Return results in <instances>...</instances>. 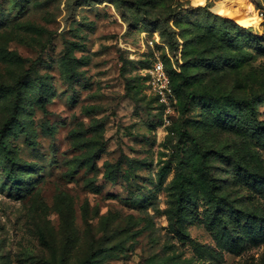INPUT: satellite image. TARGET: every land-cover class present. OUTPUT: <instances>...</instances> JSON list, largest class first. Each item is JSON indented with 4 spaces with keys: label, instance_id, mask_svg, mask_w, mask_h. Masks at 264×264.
<instances>
[{
    "label": "rangeland",
    "instance_id": "1",
    "mask_svg": "<svg viewBox=\"0 0 264 264\" xmlns=\"http://www.w3.org/2000/svg\"><path fill=\"white\" fill-rule=\"evenodd\" d=\"M263 124L264 0H0V264H264Z\"/></svg>",
    "mask_w": 264,
    "mask_h": 264
},
{
    "label": "trees",
    "instance_id": "2",
    "mask_svg": "<svg viewBox=\"0 0 264 264\" xmlns=\"http://www.w3.org/2000/svg\"><path fill=\"white\" fill-rule=\"evenodd\" d=\"M215 15L218 16V17L222 16V15H219V14H215ZM213 97L218 98V99L231 100V101H234L236 103L250 104V100L249 99L239 98V97H236V96H233V95H228V94L219 95V96H213ZM261 124H262V122H261ZM262 127L264 128V124L262 125ZM256 130H253V133H255ZM7 171H9V170L7 169ZM10 172L13 173L14 172L13 169L10 170ZM180 176H181V179H182V184H185L186 187H187V182H188L187 178L188 177L186 178L183 175H180ZM255 183L258 184L261 188L264 189V182L262 180L256 178L255 179ZM185 185H184V187H185ZM209 192H210L209 193V197H211V196L215 197V195L213 193H211V190H209ZM216 204H220V202L217 201ZM255 218H256V221H254V224L256 225V227H254L255 230L253 229V226H248V224H247L248 229L244 230V233H247V232L248 233H254L255 232L257 234H261V236H264V222L262 221L261 218H257L256 216H255Z\"/></svg>",
    "mask_w": 264,
    "mask_h": 264
},
{
    "label": "built area",
    "instance_id": "3",
    "mask_svg": "<svg viewBox=\"0 0 264 264\" xmlns=\"http://www.w3.org/2000/svg\"><path fill=\"white\" fill-rule=\"evenodd\" d=\"M154 73L157 76V83L159 84L160 88H163L166 91L168 97H173L174 94L171 86L169 85V76L161 63L155 64Z\"/></svg>",
    "mask_w": 264,
    "mask_h": 264
},
{
    "label": "bare ground",
    "instance_id": "4",
    "mask_svg": "<svg viewBox=\"0 0 264 264\" xmlns=\"http://www.w3.org/2000/svg\"><path fill=\"white\" fill-rule=\"evenodd\" d=\"M247 15V13H244V16ZM261 22L260 19L257 20V24H259Z\"/></svg>",
    "mask_w": 264,
    "mask_h": 264
}]
</instances>
